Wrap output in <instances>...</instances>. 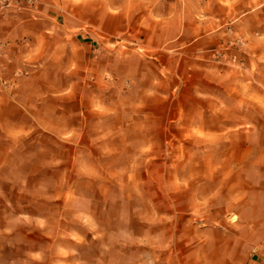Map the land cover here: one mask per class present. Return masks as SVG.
<instances>
[{
  "label": "clouds",
  "instance_id": "obj_1",
  "mask_svg": "<svg viewBox=\"0 0 264 264\" xmlns=\"http://www.w3.org/2000/svg\"><path fill=\"white\" fill-rule=\"evenodd\" d=\"M0 16V264H264V0H0ZM38 36L53 64L32 53ZM184 58L227 73L196 84L202 103L173 116ZM40 72L52 75L46 88ZM95 77L106 87L88 86L82 99L89 130L93 98L111 109V128L89 140L108 146L93 162L116 173L113 195L100 191L98 167L74 177L77 195L61 205L66 146L87 151L73 124L84 113L72 105ZM209 127L223 137L208 140ZM51 152L61 158L42 167ZM233 153L224 182L223 169L196 167Z\"/></svg>",
  "mask_w": 264,
  "mask_h": 264
},
{
  "label": "crops",
  "instance_id": "obj_2",
  "mask_svg": "<svg viewBox=\"0 0 264 264\" xmlns=\"http://www.w3.org/2000/svg\"><path fill=\"white\" fill-rule=\"evenodd\" d=\"M22 17H26L27 13H20L19 14ZM4 18L3 16H0V21H2ZM17 21L15 19L11 20V25L12 27L7 29V31L11 32L12 28H15ZM25 27H32V25L30 24H26ZM218 40H214L211 42H206L208 43L210 46H213L215 43H217ZM49 43L47 41L46 37H42V36H38L36 38V43L35 46L32 49V53L34 54H39L38 55V59L42 60L45 65H50L54 63V58L53 59H49L48 57L51 55V53H49L48 48H49ZM193 65V61L184 58L179 65V72L178 75H180L182 77V81H176L177 84L179 83H183V90H193L194 87V82L190 81L189 83V88H187V83L183 80H192L193 79V74L197 73L198 76L199 75H203V77H205V79H212L214 81H219V79L225 75L227 73V69L226 68H222V67H216L214 72H206L205 69L207 68V65L204 64V62L201 61H197L195 62V66H191ZM205 71L203 74V70ZM219 73L220 76H217L216 74ZM196 76L194 78V80L198 77ZM35 78L37 80V86L39 87H43L46 88L47 85V81L52 79V75L49 72H40V73H36L35 74ZM196 82V81H195ZM90 86L93 89L96 88H100V89H104L106 87V85L104 84V82L102 80H100L98 77H95L94 80H89L86 81L84 84L81 85L80 88V93L77 96V100L76 102L72 105L73 107L78 106L80 111L84 113L83 116H79L77 117L74 121L73 124L78 127V128H82L85 131V135L81 141V144L83 146H85L87 148V151H79L78 152V147L79 146H66L65 152L62 155L63 158V164L61 165L62 171L59 173L60 178H62L61 182H55V184L59 185L58 190H60V194L59 196H56L58 198V202L61 203V205L66 202L68 200L69 197H74L77 195V187L74 185L73 181H70V176L71 174H75L76 175H81L85 180L88 179V177L94 175V173L97 171V168L99 167L100 169H103L101 175H111L113 173V171L110 168V165L107 164H101L98 160L94 163L93 162V155H94V150L95 149H99L101 151L107 152L108 151V146L103 144V143H97V144H93L90 142L89 137H96L98 136L99 138L102 139L103 134L108 131L111 128V125L108 124V115L107 113H109L111 111L110 108L107 107V105L104 102V99L102 97L99 98H93L94 102H96L99 106V112L96 115V120H95V124L92 127L91 130H89L88 127V121L92 119V116L89 115L88 111H87V107H88V103L86 100H83L82 97L84 95V91L85 89ZM213 89H217L220 91H224L225 94L227 95V93L229 91H231L230 89H225L223 85H219V87L217 86V83H213V85L211 86ZM233 95H235V93H232ZM212 112V111H211ZM206 114V119H210V113ZM208 121H206L207 123ZM217 129V130H216ZM214 130H216V134L219 136L221 135L223 137L224 132L217 128H212L209 127V130H207V135L209 133H213ZM71 153V154H70ZM57 156L56 159L61 158L60 154H48V158L52 159L54 156ZM235 154H232V156L226 157V164L229 167L230 165V160L231 157L234 158ZM70 160H73L72 164L70 163ZM225 166V169L226 167ZM223 169V177H222V181H226V179L228 178V176L230 175V172L227 171L224 172ZM73 176V180L74 177ZM108 184L111 183V180H109L107 182ZM47 184L45 185V188H47ZM107 188H110L109 185L107 187H105V185L102 186V184L100 185V191L103 193V191H106ZM86 205V200L81 199L79 201L78 206H85ZM61 223H63V219H61Z\"/></svg>",
  "mask_w": 264,
  "mask_h": 264
},
{
  "label": "rangeland",
  "instance_id": "obj_3",
  "mask_svg": "<svg viewBox=\"0 0 264 264\" xmlns=\"http://www.w3.org/2000/svg\"><path fill=\"white\" fill-rule=\"evenodd\" d=\"M222 42L221 41H217V43H215L213 46H210L212 51L215 52L218 50L220 44ZM203 70V69H202ZM204 70H203V74H204ZM198 76L197 73H194L193 74V79L190 80H183L187 83V88H189V83L190 81H193L194 82V86L198 83H204L206 84L207 83V79H205V77H203V75H199L195 80L194 78ZM196 81V82H195ZM192 91L193 90H182V93H181V97L180 99L177 100L176 104H175V107L173 109V116H179L181 113L185 112L188 110V107H189V104H199V103H202V101H198L196 100L195 96H193L192 94ZM205 92V94H207L208 92V89H204L203 90ZM216 107H218L217 104H206L205 105V113H204V116H203V120L206 122L210 119H206V114L211 112V111H214L216 109ZM169 123H171V121H169ZM229 127H231L229 125ZM212 128H217V127H212ZM220 129V128H219ZM209 130V128L207 129ZM217 130V129H216ZM216 130H214L213 133H209L207 135V131L205 133H202L203 135H205L208 140L212 141V140H220L222 138L221 135H217L216 134ZM237 138H238V135H237ZM181 137L179 135H174L173 133H169V143H172L174 145V147L177 149V154L178 155H183L184 154V147H185V144H182L181 142ZM228 142H232V137H231V134H229V140ZM51 154H58V153H55V152H51ZM71 154V153H70ZM235 154V153H233ZM56 155L50 159V158H45V159H42L41 160V166L42 167H48V168H54L56 166V163H57V159H56ZM226 158V157H225ZM223 159L222 161H217L216 158H214L213 156L209 155L207 157H205L203 160L201 161H197V164H196V167L197 168H203V171L205 173H209V174H215L217 172L218 169H225V166H227L226 164V159ZM159 159V158H158ZM233 158L231 157V160ZM230 160V162H231ZM73 160H70V163L72 164ZM227 171L230 172V165L229 167L227 166L226 169L224 170V172L227 173ZM63 172V171H61ZM116 175V173L113 171V173L110 175H102L103 177V182L101 183L102 186L105 185V187H107L108 185L110 186L111 184H113L115 181L113 180V177ZM223 175V171L221 173V182L222 181V176ZM73 176H75V174H71L70 176V181L72 182L73 181ZM111 180V183L108 184L107 182ZM62 181V178H60V176L58 175L57 179L55 182H61ZM48 186V185H47ZM60 190H57L55 192V195L56 196H59L60 194ZM103 194H105L106 197H110L112 196V192L110 190V188H107L106 191H103Z\"/></svg>",
  "mask_w": 264,
  "mask_h": 264
}]
</instances>
